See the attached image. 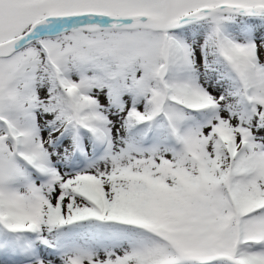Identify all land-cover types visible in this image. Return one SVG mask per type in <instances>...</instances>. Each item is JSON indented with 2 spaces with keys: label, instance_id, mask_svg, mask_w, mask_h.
Wrapping results in <instances>:
<instances>
[{
  "label": "snow or ice",
  "instance_id": "obj_1",
  "mask_svg": "<svg viewBox=\"0 0 264 264\" xmlns=\"http://www.w3.org/2000/svg\"><path fill=\"white\" fill-rule=\"evenodd\" d=\"M0 264H264V0H0Z\"/></svg>",
  "mask_w": 264,
  "mask_h": 264
}]
</instances>
